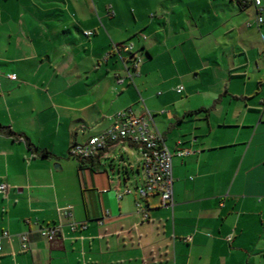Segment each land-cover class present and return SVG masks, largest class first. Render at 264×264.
<instances>
[{
	"label": "crops",
	"instance_id": "crops-1",
	"mask_svg": "<svg viewBox=\"0 0 264 264\" xmlns=\"http://www.w3.org/2000/svg\"><path fill=\"white\" fill-rule=\"evenodd\" d=\"M260 1L0 0V264H264ZM120 111L151 113L172 206L126 140L69 155Z\"/></svg>",
	"mask_w": 264,
	"mask_h": 264
},
{
	"label": "built area",
	"instance_id": "built-area-1",
	"mask_svg": "<svg viewBox=\"0 0 264 264\" xmlns=\"http://www.w3.org/2000/svg\"><path fill=\"white\" fill-rule=\"evenodd\" d=\"M255 6H259L260 0H252ZM257 23L263 22L262 16H257ZM85 34H91L85 31ZM264 40V39H263ZM122 49L132 52L133 45L131 43L122 44ZM131 66L135 70L139 64V58L132 56L130 58ZM131 77V74L129 73ZM182 85L177 87V91L182 90ZM152 115L147 112L145 115H134L125 111L117 114V120L113 122L104 131L89 137L83 143H74L69 148V155L80 160H89L100 152L108 148L110 145L121 141H128L139 150L141 156V166L145 173V180L141 186L137 188V192L141 197H147L148 194H156L160 197V203L163 206H172V156L171 152L164 142L162 134L157 129H151ZM191 150L182 149L178 154H189ZM5 184H0V192L5 190ZM65 214L69 215L68 211ZM146 217L147 214L144 213ZM101 221V219L99 220ZM75 225H71L73 229ZM84 228L85 225L81 224ZM59 232L57 225H48L39 229L40 235L47 239L53 240ZM8 231L4 230L0 237H7ZM21 248H28L25 236L21 237ZM1 250V245H0Z\"/></svg>",
	"mask_w": 264,
	"mask_h": 264
},
{
	"label": "trees",
	"instance_id": "trees-1",
	"mask_svg": "<svg viewBox=\"0 0 264 264\" xmlns=\"http://www.w3.org/2000/svg\"><path fill=\"white\" fill-rule=\"evenodd\" d=\"M5 128H6V126H3V125L0 124V132H5ZM7 131H9L10 133H12V131L9 128H7ZM44 153H47V152L45 151ZM81 161H85V160H81Z\"/></svg>",
	"mask_w": 264,
	"mask_h": 264
},
{
	"label": "rangeland",
	"instance_id": "rangeland-1",
	"mask_svg": "<svg viewBox=\"0 0 264 264\" xmlns=\"http://www.w3.org/2000/svg\"><path fill=\"white\" fill-rule=\"evenodd\" d=\"M263 18V17H262ZM136 177H137V179H138V181H139V179H140V175H138L137 173H136Z\"/></svg>",
	"mask_w": 264,
	"mask_h": 264
}]
</instances>
